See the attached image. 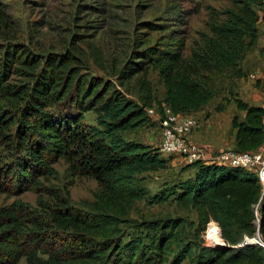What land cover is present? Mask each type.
<instances>
[{
	"label": "trees",
	"instance_id": "trees-1",
	"mask_svg": "<svg viewBox=\"0 0 264 264\" xmlns=\"http://www.w3.org/2000/svg\"><path fill=\"white\" fill-rule=\"evenodd\" d=\"M224 2L209 6V33L188 55L185 37H173L163 49L136 48L120 65L107 63L92 46V62L114 80L86 71L69 50L34 53L18 41L0 6V194H37V205L22 199L0 203V264H20L21 258L25 264H183L191 245L169 258L183 219L130 224L139 199L159 203L172 193L196 210L201 230L216 222L223 237L216 241L226 243L198 248L195 264H264L263 245H237L256 231L264 240V191L255 172L195 160L192 175L148 194L139 175L164 167L166 159L158 147L121 134L146 123V107L161 110L165 103L174 112L194 113L215 96L223 74L242 75L239 63L257 42L264 0ZM259 52L264 62V46ZM151 67L164 86L161 99L153 94ZM134 77L138 100L116 85ZM232 98L244 111L231 117L234 148L256 149L263 141L264 97L262 105ZM87 111L95 113L96 123L85 121ZM59 159L70 182L74 176L95 179L93 199L76 205L67 189L46 185L57 178L53 164Z\"/></svg>",
	"mask_w": 264,
	"mask_h": 264
},
{
	"label": "rangeland",
	"instance_id": "rangeland-1",
	"mask_svg": "<svg viewBox=\"0 0 264 264\" xmlns=\"http://www.w3.org/2000/svg\"><path fill=\"white\" fill-rule=\"evenodd\" d=\"M223 5H225L224 0H0V6L9 20L8 24L16 28L18 41L23 42L34 53L69 50L80 58L78 64L86 71L111 80H114L111 74L103 73L92 62V58L89 56L92 46L103 53L107 63L120 65L136 48L148 44L156 49H163L167 47L173 37H185L184 54L188 55L192 48L202 42V33H209L207 26L209 6L218 8ZM259 25V36L255 44L258 47L264 44V23L262 20ZM242 62L241 60L239 63L242 67V75L229 71L215 82L216 94L213 97L212 105L215 104L217 110L225 107L222 115L228 114L229 106L227 104L234 94L251 99V94L254 92L264 97L262 78L252 75L258 62L254 61L247 66ZM85 66L89 68H85ZM148 76L154 96L156 99H161L164 94V86L158 76V70L151 67ZM135 81L136 77L124 86L116 85L117 88L124 90L127 96L138 100L139 95ZM157 110L159 109L157 108ZM208 113L211 112L207 109L200 115L194 113L198 118V124L200 119L207 118ZM85 121L96 123L95 113L87 111ZM157 122L154 116H147L145 124L135 129L123 130L121 134L126 139L147 142L151 141L154 136L153 146L157 145L156 147H158L160 139L156 138L159 133L157 134L149 128L152 124L157 125ZM222 123H224L223 119ZM227 125H230V121H227ZM190 141L201 148L199 158L195 160L202 162L207 161L210 156L222 149H235L230 146L212 148L205 143L195 142L191 139ZM162 155L166 159L164 167L158 170L144 171L139 175L140 183L147 189L148 194L164 187L169 188L178 180L184 179L194 172L192 163L195 160L189 162L177 154ZM53 165L58 172L57 178L45 181L46 185L57 192L67 189L72 202L76 205L83 199H93V192L97 188L95 179L88 176H74L70 182L64 175V161L59 159ZM36 198L37 194L32 190H25L12 196L1 193L0 203L22 199L29 201L32 205H37ZM129 217L130 224H141L142 226L148 220L165 217L183 219L182 226L177 229V239L172 245L174 249L169 254L170 258L184 244L191 245L192 255L187 257L182 262L183 264H195L193 254L201 246H220L208 243L207 230H205L206 228L200 229L196 210L176 201L173 193L170 194L168 200L159 203L149 202L145 198L139 199L131 209ZM210 221V230L213 229L210 239L219 243L216 241L219 233L215 228L218 231L220 228L212 219ZM127 229L131 230V228ZM257 233L258 231L251 236L244 234L241 242L237 245H241L247 240H258L264 244V240ZM20 264H25V258H21Z\"/></svg>",
	"mask_w": 264,
	"mask_h": 264
},
{
	"label": "built area",
	"instance_id": "built-area-1",
	"mask_svg": "<svg viewBox=\"0 0 264 264\" xmlns=\"http://www.w3.org/2000/svg\"><path fill=\"white\" fill-rule=\"evenodd\" d=\"M146 113L148 116H154L158 121L160 127L158 149L162 154H177L189 162L199 158L201 148L189 139L191 131L198 126V118L194 113L174 112L165 103H162L161 110H157L154 106L146 107ZM204 162L241 166L251 170L258 176L264 191V129L263 141L256 149L240 151L226 148Z\"/></svg>",
	"mask_w": 264,
	"mask_h": 264
},
{
	"label": "crops",
	"instance_id": "crops-1",
	"mask_svg": "<svg viewBox=\"0 0 264 264\" xmlns=\"http://www.w3.org/2000/svg\"><path fill=\"white\" fill-rule=\"evenodd\" d=\"M259 22H258V28L260 29V21L262 20L264 23V12L262 10L259 11ZM258 40V39H257ZM264 46L261 45L258 47L257 45L253 46L249 50L246 51L244 54V57L242 59V63H245L247 66L248 64L251 65L254 61H257V68H254V72L252 75H255L256 77H261L262 82H264V62L260 56V48ZM243 65V64H242ZM242 68V67H241ZM253 70V69H252ZM242 99L246 100L247 102L255 105H262L263 103V97L252 93L250 97H242V95H238ZM214 97V96H213ZM213 97L205 103L200 109L194 111V113H197L200 115L205 109H207L210 114L208 113L207 118L204 120L203 118L200 119V122L196 128L192 131V133L189 135L190 139L199 142V143H205L210 145L212 148H222L224 146H230L235 147V130L231 127V117L234 113H238L241 117L244 115L243 110H238L236 108L235 102L233 101V98L230 96V102L227 104L229 106V112L228 114L222 115L221 113L224 112L225 107H223L221 110L216 109V105H212ZM228 97V98H229ZM222 119L224 120V123H222ZM227 121H230V125H227ZM158 123V122H157ZM151 131L157 132L158 137L156 139H160V128L159 124L155 125L152 124L151 127H149ZM158 129V131H156ZM157 136V135H155ZM154 136L151 138V141H143V140H137L141 141L147 144L154 145ZM157 146V145H155Z\"/></svg>",
	"mask_w": 264,
	"mask_h": 264
},
{
	"label": "bare ground",
	"instance_id": "bare-ground-1",
	"mask_svg": "<svg viewBox=\"0 0 264 264\" xmlns=\"http://www.w3.org/2000/svg\"><path fill=\"white\" fill-rule=\"evenodd\" d=\"M211 229V227L207 230V241H208V243H210L211 245H213V246H216V245H220V246H223V245H225L226 243H225V240L223 239V243H215V242H213L211 239H210V233H211V231L212 230H210ZM215 230L219 233V235L221 236V232L220 231H218L216 228H215ZM222 237V236H221ZM223 238V237H222Z\"/></svg>",
	"mask_w": 264,
	"mask_h": 264
},
{
	"label": "water",
	"instance_id": "water-1",
	"mask_svg": "<svg viewBox=\"0 0 264 264\" xmlns=\"http://www.w3.org/2000/svg\"><path fill=\"white\" fill-rule=\"evenodd\" d=\"M258 234V233H257ZM246 242H256V241H252V240H247V241H245L244 243H246ZM261 244V243H260ZM261 245H263L264 246V244H261Z\"/></svg>",
	"mask_w": 264,
	"mask_h": 264
}]
</instances>
